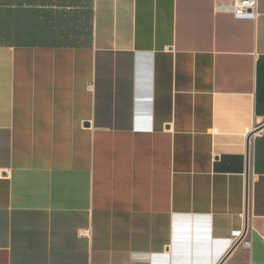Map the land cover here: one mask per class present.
Wrapping results in <instances>:
<instances>
[{
    "label": "crops",
    "instance_id": "0c3cea01",
    "mask_svg": "<svg viewBox=\"0 0 264 264\" xmlns=\"http://www.w3.org/2000/svg\"><path fill=\"white\" fill-rule=\"evenodd\" d=\"M28 1L0 0V264H264V0H30L24 46Z\"/></svg>",
    "mask_w": 264,
    "mask_h": 264
},
{
    "label": "built area",
    "instance_id": "2783aa9c",
    "mask_svg": "<svg viewBox=\"0 0 264 264\" xmlns=\"http://www.w3.org/2000/svg\"><path fill=\"white\" fill-rule=\"evenodd\" d=\"M231 6L232 12L236 17L248 16L256 18L259 13V0H232ZM255 132L256 129L252 132L254 135L250 140L254 138Z\"/></svg>",
    "mask_w": 264,
    "mask_h": 264
},
{
    "label": "trees",
    "instance_id": "16d2710c",
    "mask_svg": "<svg viewBox=\"0 0 264 264\" xmlns=\"http://www.w3.org/2000/svg\"><path fill=\"white\" fill-rule=\"evenodd\" d=\"M31 1L29 0L26 4L25 18H24V34H23V45L24 46H36L40 44L38 42L39 36L34 33V12L33 9L29 8ZM28 7V8H27Z\"/></svg>",
    "mask_w": 264,
    "mask_h": 264
},
{
    "label": "water",
    "instance_id": "95a60500",
    "mask_svg": "<svg viewBox=\"0 0 264 264\" xmlns=\"http://www.w3.org/2000/svg\"><path fill=\"white\" fill-rule=\"evenodd\" d=\"M262 129V127L256 129V133H258L260 130ZM254 134H252L249 138V142H248V168L250 167V144H251V137L253 136ZM248 174H249V171H248ZM249 182V181H248ZM248 191H249V186H248Z\"/></svg>",
    "mask_w": 264,
    "mask_h": 264
}]
</instances>
